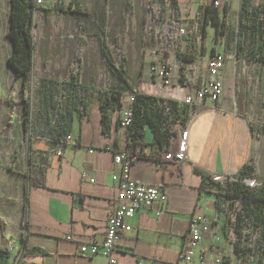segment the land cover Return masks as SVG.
Instances as JSON below:
<instances>
[{"label": "crops", "instance_id": "crops-1", "mask_svg": "<svg viewBox=\"0 0 264 264\" xmlns=\"http://www.w3.org/2000/svg\"><path fill=\"white\" fill-rule=\"evenodd\" d=\"M112 1L121 10L120 0ZM144 1L132 0V6L138 3L142 8ZM212 1L175 0L174 5L181 20L191 21L192 30L199 29V34L206 39L207 59L213 52H219L225 60L224 94L219 102H211L206 97L193 106L185 125H172L174 138L180 130L188 132L184 160L158 159L160 148L152 142L149 131L145 136L146 145L132 153L128 148L127 129L115 124L120 111L112 113L114 123L105 134L97 102L80 114L73 111L70 130L59 143L47 139L56 135L52 125L47 135L34 132L32 125L30 131H25L22 113L18 129L13 109L7 105L4 134H0V248L12 245L17 249L21 253L19 264H110L100 253H81L79 245L101 243L104 239L106 221L123 175L113 157L123 151L132 157L128 178L160 187L166 200L150 209H140L125 220L131 230L116 242L111 253L112 264H199L195 258L188 261L182 255L189 248L186 234L194 215L204 219L200 246L208 257L218 250H227V226L233 217L230 211L217 207L218 198L212 188H201V173L212 179L213 175L234 179L247 163L254 171L245 179L259 178L253 164L257 157L253 120L262 124L263 137L264 0H250L251 7L260 10L258 22L263 32L257 33L254 44L248 42L247 48L256 51L247 53V59L238 57L241 71L237 103L226 98L224 83L232 62L229 57L237 59L236 31L244 0H229L224 4L217 0L218 8L227 6L229 25V36L218 41L214 40V28L203 23V7ZM192 64L188 67L191 70L195 62ZM201 81L193 80L191 89ZM157 85L154 81L149 86L154 96L160 95L156 93ZM67 136L70 140H66ZM59 149L61 153L57 154ZM112 175H117V179L112 180ZM259 179L263 180L262 175Z\"/></svg>", "mask_w": 264, "mask_h": 264}, {"label": "rangeland", "instance_id": "rangeland-1", "mask_svg": "<svg viewBox=\"0 0 264 264\" xmlns=\"http://www.w3.org/2000/svg\"><path fill=\"white\" fill-rule=\"evenodd\" d=\"M120 2L122 8L117 10L112 0H44L42 5L51 9L45 21L42 11H35L32 20L34 54L29 92L30 120L34 132L49 134L50 125L55 118L48 119L46 113L41 111V95L47 90V86L55 91L56 102L66 103L68 106L72 95H85L89 100L87 108L94 105L102 94L115 87L116 83L109 76L100 53L101 42L111 54L115 67L123 71L128 83L142 93L153 94L149 86L155 79L149 74L148 65L156 61L168 63L172 67V84L185 85L190 92L193 80L206 78V60L209 54L206 39L199 34V29L198 32L192 30L191 21L181 20L172 0H145L142 8L138 3L132 6V0ZM9 6V0H0L1 135L4 134L2 127L5 113L9 110L7 101L18 100L21 85V79L14 77L13 70L6 63L11 54V43L6 36ZM61 8L69 9L72 13H64ZM192 58L194 61H190ZM229 59L232 62L225 77V95L230 102L233 100L237 103L241 60L234 59L233 56ZM192 62H195V67L191 70L188 67L194 65ZM187 68L189 70H184ZM81 82L83 90L80 89ZM155 87L158 88V96L165 95L168 91L161 89L159 84ZM128 93L124 94V101ZM10 109H13L16 126L20 129L22 103L19 102ZM261 125L253 120L257 149V157L254 159L256 164H253L257 168V176L260 178L262 175L261 182L264 183V136L261 137ZM257 176L254 175L255 178ZM259 178L252 180L253 183H247V187L257 189L261 183ZM221 204V208L230 211V217L234 218L238 204L235 203L232 207L223 200ZM230 225L229 220L227 231ZM244 233L248 235L245 245L251 251L258 253L257 245L264 248V238L258 244L259 233L253 231L250 224L245 225ZM261 264H264V258Z\"/></svg>", "mask_w": 264, "mask_h": 264}, {"label": "trees", "instance_id": "trees-1", "mask_svg": "<svg viewBox=\"0 0 264 264\" xmlns=\"http://www.w3.org/2000/svg\"><path fill=\"white\" fill-rule=\"evenodd\" d=\"M172 1L175 5V0ZM9 4L6 36L11 43V54L7 57L6 63L13 70L14 77L21 79V85L18 100L7 101V105L13 108L15 104L22 103V126L25 131H30L29 92L34 54L32 20L35 11L40 9L45 21L51 9L43 5L36 6L33 0H9ZM60 10L64 13H72L69 9L61 8ZM259 13L260 10L251 7L250 0H244L241 3L236 31V58H246L247 53H253L254 49H248L247 45L248 42L254 44L257 33L263 32L258 22ZM226 14L227 6L218 8L211 3L203 7V23L214 28V40L216 41L229 36ZM260 49L259 46L258 50ZM100 53L104 58L109 76L116 83L114 88H110L106 94H102L97 98L103 133L107 134L112 123H114L111 118L113 112L130 107L133 116L132 123L128 126L127 131L128 148H131L132 153L146 145L145 136L147 131L151 133L152 142L157 144L159 148L167 147L169 138L173 134L171 126L174 123L185 125L194 105L140 92L128 83L124 72L115 67V62L103 42L100 43ZM192 60L194 58L190 61ZM83 88V82H81L80 89L83 90ZM126 92L135 94L133 102L127 103L124 101L123 97ZM88 101L85 95L80 94L79 96L72 95L69 106L66 103H58L56 102L55 91L47 86V90L41 95V111L46 113L48 119H53L55 116L51 130L56 133L55 136L47 139L50 142L59 143L62 140L61 137H64L70 130L73 111L80 114L87 108ZM165 107L168 108L167 113H164ZM57 108L58 110H56ZM54 110H56V115L53 114ZM119 123V120L115 122V124ZM129 154L131 156V153ZM253 171V166L245 163L234 177V180L227 179L222 182L215 181L210 175L201 173V188L206 190L212 188L214 190L218 198L216 200L218 208L221 199L228 201L232 207L235 202L238 203L234 221L231 222L235 234L234 252L240 256L246 253H254L256 258L251 263L246 264H261L264 258V248L257 245L258 253H255L245 245L248 238V235L244 233L246 224H250L251 229L259 233L258 244H261L264 238V185H260L257 189H251L242 181L251 177ZM250 182L247 181L248 184ZM0 264H13L6 248H0Z\"/></svg>", "mask_w": 264, "mask_h": 264}, {"label": "built area", "instance_id": "built-area-1", "mask_svg": "<svg viewBox=\"0 0 264 264\" xmlns=\"http://www.w3.org/2000/svg\"><path fill=\"white\" fill-rule=\"evenodd\" d=\"M228 1L229 0H222L223 4ZM33 3L36 6H40L44 3V0H33ZM211 3L214 7L219 6L217 0H213ZM181 32L183 31L181 30ZM224 69V55L219 52L210 54L206 63L207 78L202 80L193 90L189 88L191 90L190 92L185 85L172 84V67L168 63L156 61L148 65V71L151 77L155 79L161 87L168 89L166 94L161 97L176 100L188 105H197L206 97L211 102H219L223 95L222 79ZM134 97V93H128L126 96V102H133ZM167 112L168 108L165 107L164 113ZM132 116L133 112L130 107L120 110V126L128 130V126L132 123ZM171 130L173 134L169 138L168 146L160 148L157 152V157L158 159H164L167 161L173 160L180 162L186 157V138L188 132L186 129L180 130L178 137L174 138L173 127ZM70 138V136H67L66 140H70ZM92 151L93 150H89L90 153H92ZM56 153L60 154V149ZM131 158L132 157L127 151L119 152L113 157L114 163L121 166L123 175L117 184L116 201L106 221L103 241L101 243H82L79 245L81 253L88 252L90 255L100 253L108 259L110 264L114 262L111 253L115 248L116 242L125 233L131 230L130 225L126 223L125 220L133 216V214L140 209H150L155 203H162L166 200V195L160 187L136 182L128 178L129 161ZM115 179H117V175H112V180ZM227 179L229 178L225 176L213 175V180L215 181L222 182ZM221 202L222 199L218 204L220 207H222ZM235 203L236 205L238 204L237 202ZM158 214L159 211H157V215ZM203 221V217L200 215H194L188 223L186 242L187 245H189V248L182 254L186 260L191 261L195 258L199 264H246L251 263L256 258L254 253L242 254L243 256L235 254V234L233 225H230L225 240L227 250H218L215 252V255H210V257H208L206 250L200 246L202 233L205 230ZM6 250L10 255V261L13 264H19L21 261V253L12 245H8Z\"/></svg>", "mask_w": 264, "mask_h": 264}, {"label": "water", "instance_id": "water-1", "mask_svg": "<svg viewBox=\"0 0 264 264\" xmlns=\"http://www.w3.org/2000/svg\"><path fill=\"white\" fill-rule=\"evenodd\" d=\"M244 183H246L247 184V181H251V182H253L252 181V179H244V180H242Z\"/></svg>", "mask_w": 264, "mask_h": 264}]
</instances>
